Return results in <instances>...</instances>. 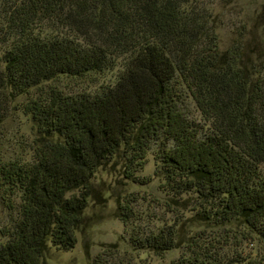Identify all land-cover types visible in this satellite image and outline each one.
<instances>
[{"label": "trees", "instance_id": "1", "mask_svg": "<svg viewBox=\"0 0 264 264\" xmlns=\"http://www.w3.org/2000/svg\"><path fill=\"white\" fill-rule=\"evenodd\" d=\"M190 1L0 0V122L42 82L124 60L102 91L53 86L24 104L38 137L32 161L0 163L16 212L0 264H42L48 246L74 248L97 170L120 158L127 179L147 184L153 177L137 171L151 150L177 219L132 242L158 255L186 248L172 264H264V51L221 50ZM133 201L118 205L126 226ZM185 213L205 227L188 235Z\"/></svg>", "mask_w": 264, "mask_h": 264}, {"label": "rangeland", "instance_id": "2", "mask_svg": "<svg viewBox=\"0 0 264 264\" xmlns=\"http://www.w3.org/2000/svg\"><path fill=\"white\" fill-rule=\"evenodd\" d=\"M190 6L203 12L208 24L215 27L221 50L232 49L242 43V53L256 47L254 55L264 51V0H191L187 7L191 9ZM123 66L124 60L120 59L115 67L104 72H92L84 77L60 75L16 97L7 116L0 122V163L12 160L30 162L35 157L38 134L30 115L24 110V104L31 96L53 86L68 93L83 90L99 92L117 82ZM186 105L191 117H201L191 98ZM152 146L157 149L158 145L153 143ZM156 165L157 160L151 150L147 163L137 171L141 177H153L147 184L127 179L124 162L120 158L100 167L92 180L94 196L89 198L84 221L76 229L75 247L62 250L48 246L41 258L42 264H172L179 259L186 248L178 247L158 255L148 247L135 245L131 239L134 233L143 237L177 219L165 205L167 194L161 177L154 176ZM262 169L264 171V165ZM71 195H80V191L67 194ZM131 198L134 200L133 210L127 215L130 224L126 226L118 205ZM15 199L18 200V196ZM190 215L185 213L181 217L187 221L184 230L188 235L205 227L198 221H188ZM15 218L16 212L5 203L0 186V243L6 241L4 233L12 230ZM253 248L255 246L248 242L242 246L243 250L247 249L244 253L254 251Z\"/></svg>", "mask_w": 264, "mask_h": 264}]
</instances>
